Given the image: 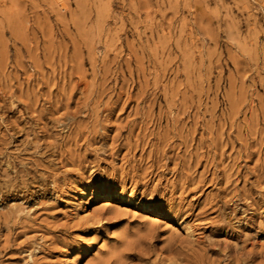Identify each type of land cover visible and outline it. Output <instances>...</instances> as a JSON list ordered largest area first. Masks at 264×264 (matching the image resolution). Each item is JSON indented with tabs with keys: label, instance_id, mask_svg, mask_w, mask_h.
<instances>
[{
	"label": "rangeland",
	"instance_id": "rangeland-1",
	"mask_svg": "<svg viewBox=\"0 0 264 264\" xmlns=\"http://www.w3.org/2000/svg\"><path fill=\"white\" fill-rule=\"evenodd\" d=\"M0 264H264V0H0Z\"/></svg>",
	"mask_w": 264,
	"mask_h": 264
},
{
	"label": "bare ground",
	"instance_id": "bare-ground-1",
	"mask_svg": "<svg viewBox=\"0 0 264 264\" xmlns=\"http://www.w3.org/2000/svg\"><path fill=\"white\" fill-rule=\"evenodd\" d=\"M79 192H80V194H79V197L77 198L78 204L81 203V202L86 198V196H87V192H81V191H79ZM151 211H152L153 214H155V215H160V214L163 213V210H162L161 207H159V208H154V209H152Z\"/></svg>",
	"mask_w": 264,
	"mask_h": 264
}]
</instances>
